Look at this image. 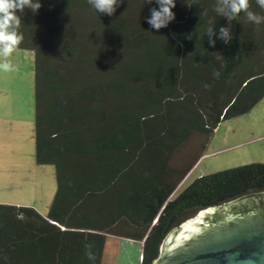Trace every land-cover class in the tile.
<instances>
[{
  "label": "trees",
  "instance_id": "obj_1",
  "mask_svg": "<svg viewBox=\"0 0 264 264\" xmlns=\"http://www.w3.org/2000/svg\"><path fill=\"white\" fill-rule=\"evenodd\" d=\"M120 2L115 14L128 7L127 0ZM186 2L185 19L169 28L178 45L179 95L153 114L130 118L120 126L111 123L114 106L129 107L127 99L131 106L119 79L127 74L116 73L127 67L130 73L132 50L125 44L121 48L119 30L110 26L115 15L107 16L106 28L97 30V42L79 46L76 58L85 60L87 70L95 72L92 76L113 85L97 114L98 124L113 126L89 136L78 155L107 159L79 182L66 183L65 160L62 164L53 151L42 154L40 117L47 110L39 108V158L56 168L58 189L46 216L31 207L0 204V264H106L108 248H121L119 244L137 247V264H153L168 235L185 219L214 207L219 211L211 220H222L228 214L222 207L251 194H264V164H251L198 178L173 198L202 156L181 169L173 165L174 155L195 136L204 137L205 142L197 146L204 149L222 122L247 115L264 99V9L256 0H248V11L261 17V23L254 24L243 11L233 20L217 13L220 0ZM20 14L28 24L18 30L24 37L19 46L34 49L38 75L41 62L47 61L42 49L49 51L51 37L43 34L41 21L34 20L30 10ZM221 28L229 31L227 43L220 38ZM96 64L99 70L95 71L91 68ZM135 88L140 91L138 85ZM146 94L140 93L142 100ZM53 112L49 109L48 116ZM76 143L72 141L69 149ZM262 198L231 212L260 209ZM85 245L93 260L85 255ZM127 245L121 249L125 251Z\"/></svg>",
  "mask_w": 264,
  "mask_h": 264
},
{
  "label": "rangeland",
  "instance_id": "obj_2",
  "mask_svg": "<svg viewBox=\"0 0 264 264\" xmlns=\"http://www.w3.org/2000/svg\"><path fill=\"white\" fill-rule=\"evenodd\" d=\"M43 2L46 4H41L38 14L32 13L34 20L41 21L43 34L51 37L47 39L49 51L45 49L44 52V48L42 49L47 61L41 62V71L37 75L40 109L47 110L45 117H40L42 154H47V150L53 151V156L58 155L62 164L65 160L68 177L64 181L79 182L86 176L87 171L93 170L107 159L99 157L87 160L78 155V149L83 148L89 141V136H98L100 128L111 129L113 126L111 123L120 126L129 122L130 118L153 114L167 100L179 95L176 71L178 45L170 35L169 28L185 19L187 2L175 0L176 6L172 9L175 19L160 30L152 29L147 22L152 10H159L156 0H127L128 7L124 10L120 7L116 14L114 11L111 15H115V18H112L113 24L110 26L119 30L121 35L119 43L123 44L121 48H126L125 44L132 50L129 59L130 73L128 67L116 73L119 76L127 74L123 79H119L123 87L122 93L124 97L130 98L131 106L129 99L126 100L129 107L127 105L121 107L120 104L114 106L112 119H115V122L105 126H102L104 122L97 123L99 118L97 114L100 115V106L104 104L103 100L112 91L113 85L105 84L99 76H92L95 72L87 70L85 60L76 56L81 52L78 48L84 42H97L96 32L103 27L106 28L104 23L108 15L97 13L89 5L88 0H40V3ZM120 3L119 0L118 4ZM119 11L121 13L118 15ZM18 15L23 17L20 13ZM21 21H23L21 25L28 24L24 18H21ZM98 68L99 64H96L91 69L96 71ZM136 85L140 91L135 88ZM142 92L148 93L143 95L146 98L144 100L140 96ZM138 98L140 100L136 103L135 100ZM49 109L54 111V116H48ZM75 121H78L77 124ZM57 123L59 126H56ZM72 141L77 143L69 149ZM204 142V137L195 136L174 155L172 163L177 167L181 165V169L189 167L191 159L202 156L178 187L173 198L203 176L251 164H264V99L247 115L222 122L209 144L204 149H197L198 144ZM37 182L42 185V181ZM0 183L9 185L8 181L1 180ZM52 183L54 189L48 198L42 194V189L34 187V190H31L30 186L29 190H23L20 195L10 198L15 201L22 199L25 203L52 202L58 189L57 181L53 180ZM256 195L264 196L251 194L242 198H252ZM4 197L0 194V200H4ZM119 245L126 247L127 244ZM137 255L135 246L127 245L125 251L112 246L106 253V264H137Z\"/></svg>",
  "mask_w": 264,
  "mask_h": 264
},
{
  "label": "crops",
  "instance_id": "obj_3",
  "mask_svg": "<svg viewBox=\"0 0 264 264\" xmlns=\"http://www.w3.org/2000/svg\"><path fill=\"white\" fill-rule=\"evenodd\" d=\"M9 59L16 70L0 72V181L9 183L8 186L0 183V194L5 196L0 204L31 205L46 216L52 202L25 203L22 199L10 198L29 190V186L31 190L34 187L42 189V194L48 198L54 189L52 181H57V173L54 165L39 158L37 125L40 102L36 53L33 48L18 46ZM39 180L42 185L37 182Z\"/></svg>",
  "mask_w": 264,
  "mask_h": 264
},
{
  "label": "water",
  "instance_id": "obj_4",
  "mask_svg": "<svg viewBox=\"0 0 264 264\" xmlns=\"http://www.w3.org/2000/svg\"><path fill=\"white\" fill-rule=\"evenodd\" d=\"M258 199L241 198L222 207L228 210L222 220H211L218 208L200 211L168 235L153 264H264V206L231 212Z\"/></svg>",
  "mask_w": 264,
  "mask_h": 264
},
{
  "label": "clouds",
  "instance_id": "obj_5",
  "mask_svg": "<svg viewBox=\"0 0 264 264\" xmlns=\"http://www.w3.org/2000/svg\"><path fill=\"white\" fill-rule=\"evenodd\" d=\"M118 2L119 0H88L89 5L97 13H104L108 16L114 13ZM156 2L159 5V10H152L147 22L152 29L160 30L175 19L172 9L176 4L175 0H156ZM256 3L264 9V0H256ZM40 8V0H0V72L9 73L16 70L9 58L24 39L18 31L21 27V18L18 13L30 10L35 15L38 14ZM248 8V0H220V6L215 10L229 20L235 19L243 11L249 21L260 24L261 17L248 11ZM208 32L211 33L210 28ZM220 38L227 43L230 39L229 31L221 28ZM85 248V255L89 260H93L91 252L87 251L88 246L85 245Z\"/></svg>",
  "mask_w": 264,
  "mask_h": 264
}]
</instances>
